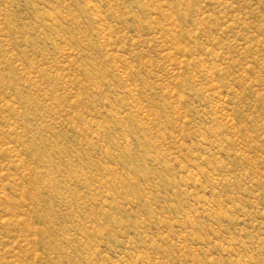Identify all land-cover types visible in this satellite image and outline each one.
Segmentation results:
<instances>
[{"label": "rangeland", "instance_id": "rangeland-1", "mask_svg": "<svg viewBox=\"0 0 264 264\" xmlns=\"http://www.w3.org/2000/svg\"><path fill=\"white\" fill-rule=\"evenodd\" d=\"M0 264H264V0H0Z\"/></svg>", "mask_w": 264, "mask_h": 264}]
</instances>
